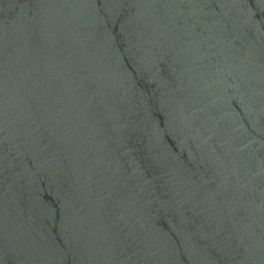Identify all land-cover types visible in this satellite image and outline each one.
<instances>
[{"label": "water", "instance_id": "1", "mask_svg": "<svg viewBox=\"0 0 264 264\" xmlns=\"http://www.w3.org/2000/svg\"><path fill=\"white\" fill-rule=\"evenodd\" d=\"M0 264H264V0H0Z\"/></svg>", "mask_w": 264, "mask_h": 264}]
</instances>
